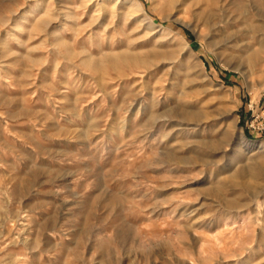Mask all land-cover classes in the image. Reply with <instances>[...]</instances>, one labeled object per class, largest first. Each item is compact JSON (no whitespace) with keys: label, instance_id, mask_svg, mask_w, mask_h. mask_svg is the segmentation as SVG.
Here are the masks:
<instances>
[{"label":"rangeland","instance_id":"1","mask_svg":"<svg viewBox=\"0 0 264 264\" xmlns=\"http://www.w3.org/2000/svg\"><path fill=\"white\" fill-rule=\"evenodd\" d=\"M0 264H264V0H0Z\"/></svg>","mask_w":264,"mask_h":264},{"label":"bare ground","instance_id":"2","mask_svg":"<svg viewBox=\"0 0 264 264\" xmlns=\"http://www.w3.org/2000/svg\"><path fill=\"white\" fill-rule=\"evenodd\" d=\"M184 61H186V62H187V59H185ZM196 66H198V64H197ZM188 67L190 68V65H189V63H188Z\"/></svg>","mask_w":264,"mask_h":264}]
</instances>
